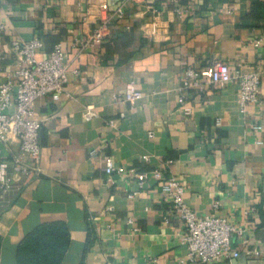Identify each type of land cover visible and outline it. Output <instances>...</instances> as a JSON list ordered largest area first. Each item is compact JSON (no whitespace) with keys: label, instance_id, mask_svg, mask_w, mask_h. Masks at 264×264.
I'll use <instances>...</instances> for the list:
<instances>
[{"label":"crops","instance_id":"crops-1","mask_svg":"<svg viewBox=\"0 0 264 264\" xmlns=\"http://www.w3.org/2000/svg\"><path fill=\"white\" fill-rule=\"evenodd\" d=\"M108 1L126 2V17L86 47L97 25L90 0H0V82L16 68L17 38L42 39L40 57L61 43L69 64L61 98L35 103L40 170L16 174L0 207V264H17L23 237L55 220L71 232L62 264H191L177 237L185 221L160 183H137L135 172L155 167L185 184L198 215L218 212L242 230L240 257L208 264H264V73L259 102L245 109L237 82L192 88L185 102L179 90L189 65L264 69V0ZM129 81L144 92L133 104ZM89 106L98 115L87 119ZM2 148L9 159L19 145ZM109 157L123 168L112 176Z\"/></svg>","mask_w":264,"mask_h":264},{"label":"built area","instance_id":"built-area-1","mask_svg":"<svg viewBox=\"0 0 264 264\" xmlns=\"http://www.w3.org/2000/svg\"><path fill=\"white\" fill-rule=\"evenodd\" d=\"M90 1L97 25L85 40H78L86 47L102 43L111 34L112 25L126 17V2L112 7L108 0ZM145 1L127 2L141 4ZM2 27L3 25L0 28ZM43 46L44 42L37 37L29 40L14 39L11 50L16 57V68L12 77L0 82V207L5 203L6 194L12 188L16 174H29L40 170L42 119L36 115L37 99L50 95L57 101L66 91L69 70L67 53L61 43H58L46 57H40L39 52ZM263 73L264 69L261 68L246 70L241 64L233 68L227 62L215 63L205 70L192 65L186 66L179 89L180 101L185 102L188 91L192 88L203 91L211 84L225 86L229 82H237L240 87L239 103L245 109L248 104L259 102ZM143 97L144 92L134 81H129L125 99L133 104ZM84 114L90 119L98 115V112L93 106H89ZM124 115L125 112L122 113ZM218 121L221 122V118ZM253 127L257 130L262 125L256 124ZM150 135L153 136V132ZM14 140H17L19 149L9 159L5 158L2 144L7 145ZM261 142L262 140H258V143ZM95 151L93 149L91 153ZM143 157L149 159L150 155ZM104 169L112 176L115 171L123 168L117 166L114 159L109 157ZM135 175L139 187H143L149 180L159 182L174 210L185 221V227L177 232L179 242L187 249V255L181 259L183 263L208 264L240 257L241 251L235 246L233 238L236 232H242L240 227L218 212L198 215L185 201L186 187L178 177L166 176L160 167L150 171H138ZM135 194L136 192H131L129 197H134ZM219 206V201H216L215 209ZM255 253L260 255L261 251L256 250Z\"/></svg>","mask_w":264,"mask_h":264},{"label":"trees","instance_id":"trees-1","mask_svg":"<svg viewBox=\"0 0 264 264\" xmlns=\"http://www.w3.org/2000/svg\"><path fill=\"white\" fill-rule=\"evenodd\" d=\"M70 243V228L64 221L41 223L20 241L17 264H62Z\"/></svg>","mask_w":264,"mask_h":264}]
</instances>
